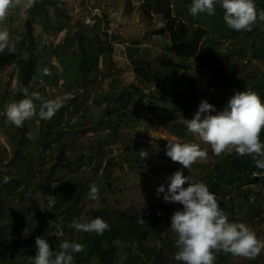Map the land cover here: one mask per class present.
Listing matches in <instances>:
<instances>
[{
  "label": "trees",
  "instance_id": "trees-1",
  "mask_svg": "<svg viewBox=\"0 0 264 264\" xmlns=\"http://www.w3.org/2000/svg\"><path fill=\"white\" fill-rule=\"evenodd\" d=\"M255 3L258 9L264 8V0H255ZM133 4L135 1L127 0L125 15L132 13ZM191 4L192 0L143 1L140 7L143 17L152 21L154 16H158L164 23L152 34L165 39L166 53L173 55L177 61L160 66L157 64L159 57L145 59L139 54L140 50L137 47L141 42L134 40L132 45L126 48L125 54L134 68L138 84H131L130 90L114 96L121 109L129 111L131 104L144 95V88L156 85L159 90L150 92V108H155L157 104L169 105L173 111L194 117L192 113L198 111L202 94L196 91L194 76L190 73L192 59L210 75L209 90L205 95L218 112L227 107L229 99L236 91H243L246 88L256 91L264 101V71L253 75L246 73V76L243 75L239 79L235 77L236 59L247 58L248 61L243 64L246 68L247 64L253 61L264 65V23H258L251 32H237L226 25L223 19L224 10L219 3L216 5L215 15L212 16L206 13L191 15L189 11ZM49 8H54L52 16ZM70 20V16L58 7L55 0H37L34 6L27 10L24 32L17 43V50L12 57L7 56V50L0 53V62L7 60L14 65L21 84L15 101L25 98L23 92L25 88L31 94V83L38 75L39 63H44V53L48 52L50 56L63 60L62 54H68V48L71 49L70 56L77 59V73L83 87H87L91 82V74L97 70L101 55H105V59L112 66L114 44L108 41L107 33L104 34V39L95 40V36L92 37L79 28L73 36L66 35L63 43L55 48L51 50L44 46L42 49L39 48L45 32H62L71 27ZM37 27L41 29L40 32L36 31ZM202 49L205 50V54L201 53ZM69 63L72 62L68 61ZM244 67L242 73L246 70ZM7 97L8 92H4L0 102V121L4 133L11 130V126L3 121L7 120L5 115ZM36 104L39 112L40 101H36ZM66 112L67 108L60 109L55 125L60 124ZM114 120L122 119L116 116ZM29 123L30 120H26L18 129L19 138L15 143L17 148L12 161L6 165L7 168L24 158L23 149L29 142ZM109 124L112 128V121ZM55 128L52 121L42 124L41 153L50 154L57 147V141L51 138ZM116 129H119V126ZM261 140L264 142V131ZM0 149L3 150L2 145ZM63 149H67V146ZM3 161L5 158L0 152V164ZM62 167L64 165L58 159L50 167V171L45 172L43 181L36 185L14 179L5 184L3 176L0 175V264L13 261L17 264H33L37 236H44L53 250H58V242L49 234L52 229L51 222L74 221L83 207L84 199L88 198L90 185L93 184L90 178L58 181L56 175ZM263 173L264 170L257 168L251 157H240L233 151L230 155L224 154L217 158L209 175L201 181L209 186L210 191L216 194L221 203L226 198L231 201L240 198L243 187L252 186L257 181L264 183V177H257ZM51 192L55 196L53 203H49V212L46 213L41 201L45 202L46 196ZM12 202L21 203L25 216L30 219V222H18L15 232L9 229L13 223L5 221ZM182 207L178 203H166L162 200L135 206L129 210L115 209L111 216L106 215L101 209L97 215L109 223L110 231L103 235L83 232L74 239L62 236V240L78 243L84 241L86 251L74 253V264H182L174 259L178 251L175 246L177 236L176 234L170 236L172 232L170 217L174 211ZM261 210L262 214L253 209L257 216L264 214L262 207ZM141 219L144 220L143 223ZM25 229L27 231L24 232ZM116 239L126 244L131 241L134 246H113ZM235 257L230 253L221 252L215 264H235ZM258 262L255 260L256 264Z\"/></svg>",
  "mask_w": 264,
  "mask_h": 264
},
{
  "label": "rangeland",
  "instance_id": "rangeland-1",
  "mask_svg": "<svg viewBox=\"0 0 264 264\" xmlns=\"http://www.w3.org/2000/svg\"><path fill=\"white\" fill-rule=\"evenodd\" d=\"M55 1L58 7L70 16L71 27L62 32H45L39 45L40 49L43 46L47 50L55 48L63 43L66 35L73 36L79 28L92 37L95 36V40L104 39V34L107 33L108 41L114 44L112 66L105 59L106 56L101 55L97 70L91 74V82L87 87L81 84L77 73V59L70 56L71 49L68 48V54H62L63 60L50 56L48 52L43 54L44 63L40 62L38 65L39 72L31 83L30 93L39 92L45 100L62 101L61 108H67V112L59 125H55V121L61 108L51 119H41L39 116L30 119L29 142L23 149L24 158L10 168L6 165L14 157L17 148L15 143L19 138L18 129L22 126L17 127L3 120L11 126V130L4 133L0 121V145L3 146L0 152L5 158L0 164V175L36 185L43 181L45 172H49L50 167L59 159L64 167L56 175L58 181L90 178L99 188V198L96 200L85 198L83 207L74 221L51 222L52 229L49 234L59 244L63 242L62 236L74 239L83 234L82 231L76 230L73 224L90 222L98 216L101 209L106 215L111 216L115 209L129 210L135 206L162 201L165 193L157 195V189L163 185L167 192L170 183L168 177L177 170L183 171L185 176L189 175L197 181L205 180L216 159L224 154L216 156L210 145L204 143L197 134L187 130L186 120L192 119V115L173 111L169 105L157 104L155 108H150L152 86L144 88V95L131 104L129 111L121 109L116 101L115 95L130 90L131 84H138L134 68L125 54L126 48L132 45L134 40L141 42L137 47L140 50L139 54L145 59L159 57L157 64L160 66L177 61L173 55L166 53L165 39L152 34L164 23L158 16H154L152 21L143 17L140 7L144 0H129L135 1L130 15L124 14L127 0ZM48 10L52 16L54 8ZM26 12L27 10L23 8L13 9L9 12L8 18L0 23V30L7 29L10 33L13 52L7 51L8 57H12L18 48L17 43L24 32ZM36 31L40 32L41 29L37 27ZM204 49L201 51L202 54H205ZM67 60L72 63L68 64ZM235 61L237 79L246 73L253 75L264 71L261 62L253 61L247 64L246 68L243 64L248 61L247 58ZM190 64L195 89L202 94L200 102L208 101L205 94L209 90L210 75L195 59H192ZM242 67L246 69L244 73ZM44 68L50 69V76L43 75ZM20 90L21 84L14 65L3 60L0 62V102L1 95L8 92L5 108L7 104L15 101V95ZM217 112L215 109L211 114L215 115ZM116 116L122 120L115 121ZM50 121L56 127L51 138L57 141V147L50 154L41 153L42 124ZM111 121L112 128L109 124ZM117 126L119 129H116ZM172 142L198 143L201 148L207 150V158L197 161L190 169H184L166 155L167 144ZM65 146L67 149H63ZM142 150L147 154L144 158L140 156ZM39 170L41 172H38ZM241 195L233 201L226 198L220 203L221 207L229 213L231 221L247 224L255 230L260 239H264V214L257 216L253 211L255 209L262 214L261 207L264 210V183L257 181L252 186L243 187ZM54 196L51 192L46 196L45 202L41 201L46 213L49 212V203H53ZM5 221L13 223L9 229L15 232L18 222H30V219L25 216L21 203L12 202ZM173 234L175 233L172 231L170 236ZM79 243L84 245L83 240ZM84 250L86 251V248ZM255 260L259 261L257 264H264V251ZM255 260L236 256L234 262L256 264ZM6 264L17 263L13 261Z\"/></svg>",
  "mask_w": 264,
  "mask_h": 264
},
{
  "label": "clouds",
  "instance_id": "clouds-1",
  "mask_svg": "<svg viewBox=\"0 0 264 264\" xmlns=\"http://www.w3.org/2000/svg\"><path fill=\"white\" fill-rule=\"evenodd\" d=\"M35 3L36 0H0V23L8 18L11 10L23 8L26 11ZM217 3L224 10L226 25L234 31L251 32L258 23H264V8L258 9L255 0H192L190 14L215 15ZM5 50L13 52L7 29L0 30V53ZM42 71L45 76L51 75L48 68ZM151 86L155 91L153 87L156 85ZM23 92L25 98L13 101L5 108L7 122L17 127L37 115L41 119H51L63 106L60 100H45L39 92L29 94L27 88ZM36 101H40L39 112ZM213 111L214 105L202 100L194 117L186 120L187 130L210 145L216 156L230 155L234 151L240 157H251L256 167L264 170V142L261 140L264 131V101L260 95L250 88L236 91L223 111L212 115ZM146 155L143 150L140 152L142 158ZM166 155L184 169H190L197 161L206 159L208 152L198 143L172 142L167 144ZM263 175L257 177L262 178ZM11 179L4 176L3 183H9ZM168 179L170 183L167 192L161 185L157 195L165 193L164 202L183 206L170 217V228L177 236L176 261L182 264H215L221 252L255 260L264 251V239H260L247 224L231 221L229 213L221 207L218 197L204 181L185 176L181 170L175 171ZM88 198H99V188L95 183L90 185ZM141 222L144 220L141 219ZM73 227L97 235L111 230L109 223L99 216L87 223H74ZM113 246L134 245L131 241L126 244L116 239ZM35 248L33 264H74V253L83 252L85 245L65 240L59 243L58 250H53L44 236H37Z\"/></svg>",
  "mask_w": 264,
  "mask_h": 264
},
{
  "label": "built area",
  "instance_id": "built-area-1",
  "mask_svg": "<svg viewBox=\"0 0 264 264\" xmlns=\"http://www.w3.org/2000/svg\"><path fill=\"white\" fill-rule=\"evenodd\" d=\"M154 88V90H159V88H157V87H153Z\"/></svg>",
  "mask_w": 264,
  "mask_h": 264
}]
</instances>
